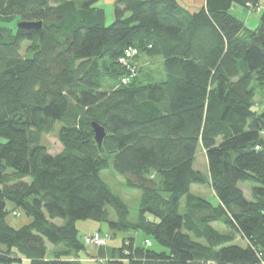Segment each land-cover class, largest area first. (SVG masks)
<instances>
[{
	"label": "trees",
	"instance_id": "trees-1",
	"mask_svg": "<svg viewBox=\"0 0 264 264\" xmlns=\"http://www.w3.org/2000/svg\"><path fill=\"white\" fill-rule=\"evenodd\" d=\"M102 1L0 0V264H85L89 219L127 234L101 245L108 264H264V8L258 29L231 11L261 0H111V24ZM111 168L141 192L135 216ZM14 212L29 221L13 226Z\"/></svg>",
	"mask_w": 264,
	"mask_h": 264
},
{
	"label": "rangeland",
	"instance_id": "rangeland-1",
	"mask_svg": "<svg viewBox=\"0 0 264 264\" xmlns=\"http://www.w3.org/2000/svg\"><path fill=\"white\" fill-rule=\"evenodd\" d=\"M111 0H103L101 3H99V5H103L106 10L107 13L109 14V18L107 20V24H111L112 21L114 20V16H113V4L112 3H107L110 2ZM188 1L187 3H185V5L189 6L188 3L193 2V3H200L203 2V0H186ZM264 8V0H261L260 2V6L257 8H243V7H239L238 6H234L233 9L231 10L236 16H238L239 18H241L245 24L247 25V27L249 29H258V26L260 24V17H261V13L262 10ZM14 28V26H11ZM22 53H25V47L22 50ZM147 60L144 59L140 61V64H147ZM149 65V64H147ZM136 75V74H135ZM255 101L256 102H264V94L262 95H257L255 97ZM262 102L261 105V110H264V103ZM43 142L49 147L50 151L52 153H57L58 151H60L62 149V145L59 141L58 138V130H55L53 133L48 134V135H44L43 136ZM195 166L198 170H200L202 173L209 175V166H208V159L207 156L205 154V151L201 148H199L198 152H197V158L195 161ZM102 176L103 178L108 182V184L111 186V188L118 194H120L129 204L131 212H132V216H135L137 211H138V205H139V199H140V191L139 190H131L129 188H127L125 186L124 183V178L123 176H121L120 174H116V172H114V170L111 168L109 170H105L102 172ZM241 188L243 189L244 193L246 194V196L248 198L251 199V188H252V183L250 181H246L240 184ZM193 190L196 193H200L203 196H205L206 198H208L211 201H215V196H214V192L212 190L211 187H209L208 185H194L193 186ZM16 213L14 212L13 214H10L8 216V220L10 221V223L15 226V227H20L23 224L27 223L29 221V217L25 214V213H18L17 215H15ZM77 225L80 229V233L85 236L88 234H92L93 232H95V228L99 225L104 227L103 232H107L108 237L106 238L110 244L114 243V239L115 238H121L126 236V233H119L116 235V237L113 238L111 232H108V226L105 223H100V222H96L95 220H79L77 222ZM214 225L221 231V232H225L226 231V227L221 224V223H214ZM106 237V236H104ZM145 235L143 233L137 232L136 233V243H140L142 244L144 241ZM113 239V240H112ZM146 240V239H145ZM116 242L121 243L120 240H117ZM107 243V242H106ZM235 243L238 245H242L244 246L246 244V240L243 239L239 234L236 236V240ZM101 245L104 244H95L93 242H90L88 244L89 246V250H90V254L87 255L85 252L80 253V255L78 254L77 256H75L76 258L79 257L82 261H86V264H108V259L107 256L104 255V252L100 251L99 249L103 248ZM82 257V258H81ZM212 262V264H216L215 260H210ZM7 264H28V260L27 259H23L22 261H13L11 263H7Z\"/></svg>",
	"mask_w": 264,
	"mask_h": 264
},
{
	"label": "water",
	"instance_id": "water-1",
	"mask_svg": "<svg viewBox=\"0 0 264 264\" xmlns=\"http://www.w3.org/2000/svg\"><path fill=\"white\" fill-rule=\"evenodd\" d=\"M18 27L23 28H38L40 29L42 27L41 21H19ZM254 44L256 48L260 51V53L264 56V25H262L258 31L256 36L254 37ZM92 127L95 134V139L99 146L102 145L103 139L106 135V129L103 125L100 123L93 121Z\"/></svg>",
	"mask_w": 264,
	"mask_h": 264
},
{
	"label": "built area",
	"instance_id": "built-area-1",
	"mask_svg": "<svg viewBox=\"0 0 264 264\" xmlns=\"http://www.w3.org/2000/svg\"><path fill=\"white\" fill-rule=\"evenodd\" d=\"M107 237H108V235H106V237H104V236H101L99 234V232H94L92 234H88V235L83 236V240H84L86 245H88L90 242H93L95 244H105L107 242L106 241ZM145 243L147 245H151V241L149 239H146ZM206 264H212V262L208 261V262H206Z\"/></svg>",
	"mask_w": 264,
	"mask_h": 264
},
{
	"label": "crops",
	"instance_id": "crops-1",
	"mask_svg": "<svg viewBox=\"0 0 264 264\" xmlns=\"http://www.w3.org/2000/svg\"><path fill=\"white\" fill-rule=\"evenodd\" d=\"M184 1V3H187L188 1H186V0H183ZM204 1V0H203ZM203 4V2H200V3H193V2H189L188 3V7L190 8V9H196V8H198L199 6H201ZM239 8V7H238ZM110 14V13H109ZM215 194V193H214ZM215 196V195H214ZM215 201H217V199H215ZM103 229L104 227H102V226H97L96 228H95V230L96 229ZM103 230H106V229H103ZM113 240V239H112ZM117 240H120L119 238H115L113 241H114V243H112V244H110V245H116V246H118V245H120V243H118V242H116ZM82 258V257H81ZM85 264H86V261L84 262Z\"/></svg>",
	"mask_w": 264,
	"mask_h": 264
}]
</instances>
